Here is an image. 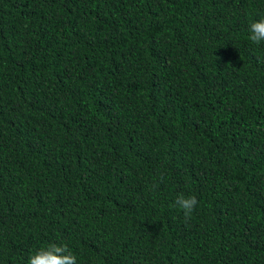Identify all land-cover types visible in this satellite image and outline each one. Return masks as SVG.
<instances>
[{
    "label": "trees",
    "instance_id": "trees-1",
    "mask_svg": "<svg viewBox=\"0 0 264 264\" xmlns=\"http://www.w3.org/2000/svg\"><path fill=\"white\" fill-rule=\"evenodd\" d=\"M261 18L264 0H0V264L50 243L76 264H264Z\"/></svg>",
    "mask_w": 264,
    "mask_h": 264
},
{
    "label": "clouds",
    "instance_id": "clouds-1",
    "mask_svg": "<svg viewBox=\"0 0 264 264\" xmlns=\"http://www.w3.org/2000/svg\"><path fill=\"white\" fill-rule=\"evenodd\" d=\"M248 39L253 44L264 43V18L254 20L249 24ZM197 203L195 196L185 197L183 194L178 195L175 200V205L186 219L191 218ZM28 264H76V257L66 245L50 243L31 254Z\"/></svg>",
    "mask_w": 264,
    "mask_h": 264
}]
</instances>
